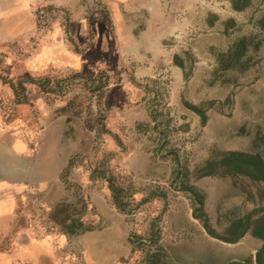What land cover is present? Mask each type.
I'll return each instance as SVG.
<instances>
[{
	"label": "rangeland",
	"instance_id": "1",
	"mask_svg": "<svg viewBox=\"0 0 264 264\" xmlns=\"http://www.w3.org/2000/svg\"><path fill=\"white\" fill-rule=\"evenodd\" d=\"M19 1L33 28L0 25V196L16 195L1 246L53 238L63 264H257L264 239L221 238L264 213L263 182L199 168L264 156V0ZM16 137L26 149L8 151Z\"/></svg>",
	"mask_w": 264,
	"mask_h": 264
},
{
	"label": "crops",
	"instance_id": "2",
	"mask_svg": "<svg viewBox=\"0 0 264 264\" xmlns=\"http://www.w3.org/2000/svg\"><path fill=\"white\" fill-rule=\"evenodd\" d=\"M2 3L3 2H0V25H2V22L4 23V34L7 36V38H10L11 36L14 38L18 37L20 34H27V32L33 28L34 22L31 7H24L23 5L21 6L20 1L18 2V0H12L10 3L8 2L4 5ZM0 30H2V28H0ZM4 137L12 139V137L7 134ZM1 140L2 137L0 136V141ZM13 140L16 142L15 146L13 143H10V146H8L7 148L8 151L12 150V148V151L15 152L18 149H26V141H24L23 139H18L17 137ZM15 196L16 195H13L12 197L7 196L4 199L2 196H0V203L4 202L0 204V264H63L60 259V253L63 249H60L58 244L53 245V241L55 240L53 238L43 237L40 239H33L29 237L26 239V241H7L9 243H4V247L1 246L4 242L3 237H6L12 229L10 222L8 223V218L13 215L11 206L14 205L13 201L15 200V198L13 197ZM199 229L200 230H197L199 237L201 239H204V237L208 238V234L205 232V230L203 228ZM257 241L259 242L258 237H253L246 232L245 234H243V236L238 238L237 241L230 242L228 243V245H233L235 247L236 245H239L238 247H240V245H243L244 243L259 245L257 244ZM91 261L98 263L97 258H92ZM236 261L238 263H241L240 260L230 258V261L228 259L226 260V264H230V262L233 263ZM187 264L206 263L199 262L198 260L191 258V261L189 260Z\"/></svg>",
	"mask_w": 264,
	"mask_h": 264
},
{
	"label": "trees",
	"instance_id": "3",
	"mask_svg": "<svg viewBox=\"0 0 264 264\" xmlns=\"http://www.w3.org/2000/svg\"><path fill=\"white\" fill-rule=\"evenodd\" d=\"M258 25L264 29V15L259 19ZM247 38L242 37L236 42V47L233 52H231L228 60L233 64L235 60H238L245 51ZM257 46V45H256ZM229 63V64H230ZM197 110H200L198 106H192ZM221 166L219 169L223 171L224 174H242L249 176L255 180L262 181L264 184V156L255 153L242 150H226L223 152L221 158L214 163H206L201 166L199 170L201 171L199 176L208 175V174H218V169L216 167ZM111 190L114 192L113 199L117 202L120 201L119 192L120 188H117L113 184L110 185ZM182 189L190 191L194 196L196 201L201 203V196H198L197 191L194 186L191 184H183ZM264 209V208H263ZM202 216H205L203 213ZM73 225V224H71ZM207 227L206 223L203 224ZM258 238L264 239V213L259 216L256 220L251 218V215L248 214L245 218H238L231 222L230 232L232 233V238H221L227 242H233L243 236L247 231H249ZM261 256V257H260ZM256 262L257 264H264V244L256 253Z\"/></svg>",
	"mask_w": 264,
	"mask_h": 264
}]
</instances>
